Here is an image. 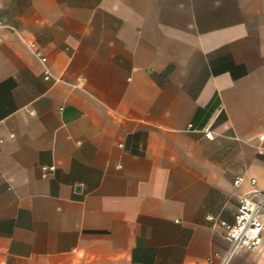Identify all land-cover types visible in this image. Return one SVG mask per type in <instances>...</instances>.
I'll use <instances>...</instances> for the list:
<instances>
[{
	"label": "crops",
	"instance_id": "0c3cea01",
	"mask_svg": "<svg viewBox=\"0 0 264 264\" xmlns=\"http://www.w3.org/2000/svg\"><path fill=\"white\" fill-rule=\"evenodd\" d=\"M251 178L264 0H0V264H210Z\"/></svg>",
	"mask_w": 264,
	"mask_h": 264
},
{
	"label": "built area",
	"instance_id": "2783aa9c",
	"mask_svg": "<svg viewBox=\"0 0 264 264\" xmlns=\"http://www.w3.org/2000/svg\"><path fill=\"white\" fill-rule=\"evenodd\" d=\"M34 52L42 61L46 60L40 50L35 48ZM44 76L45 78L50 77V72L47 68L44 70ZM206 134L209 136L210 131H207ZM43 168L45 170L53 169L54 166H44ZM242 179V175H237L234 178V183L239 184ZM251 183L253 186L243 192L238 198L233 222H222L225 227L224 237L228 242L227 249L223 253L209 256L210 264H228L232 256L241 249L255 251L260 247L264 228V186L257 187L255 178H251ZM214 257H217L216 261H214Z\"/></svg>",
	"mask_w": 264,
	"mask_h": 264
}]
</instances>
